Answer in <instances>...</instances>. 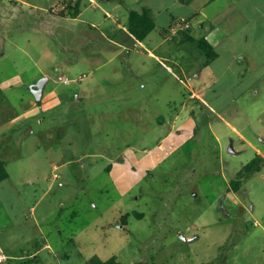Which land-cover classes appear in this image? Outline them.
Segmentation results:
<instances>
[{
    "label": "rangeland",
    "instance_id": "rangeland-1",
    "mask_svg": "<svg viewBox=\"0 0 264 264\" xmlns=\"http://www.w3.org/2000/svg\"><path fill=\"white\" fill-rule=\"evenodd\" d=\"M177 2L82 0L84 14L63 17V0H0L5 264H89L94 255L264 264V164L231 187L264 155V18L236 29L256 63L242 82L228 78L218 96L209 92L221 108L231 102L218 113L190 98L188 75L205 54L165 34L171 14L186 12ZM253 2L264 11V0ZM146 3L157 24L140 46L115 16L128 24ZM44 78L39 100L32 85Z\"/></svg>",
    "mask_w": 264,
    "mask_h": 264
},
{
    "label": "crops",
    "instance_id": "crops-1",
    "mask_svg": "<svg viewBox=\"0 0 264 264\" xmlns=\"http://www.w3.org/2000/svg\"><path fill=\"white\" fill-rule=\"evenodd\" d=\"M63 1L64 4L63 7H61V11L65 10V4H67V2H75L74 0ZM81 1L82 0H79V2ZM177 1L186 5V12L179 15L175 13L171 14L169 27L164 28L165 34L172 32V36L174 37L177 36V34H181L182 29H187L189 33L196 38H207L218 52L217 56L209 63H205L206 59L199 63L196 62L195 70L189 73L187 84L190 98L198 100L201 105L213 111L218 113L222 112V109L227 107L231 102L228 104L226 103V106L222 105L221 108L215 101H209L206 96L210 91H213L218 96L220 92L216 85L225 82L228 78H232L235 83L242 82L247 72L254 67L256 60L249 49L246 47H238L241 39L236 33V29L246 25L247 27H252V20L259 17L264 18V11H261L258 4L253 2V0H225L227 4L226 9L225 7H215L211 14L205 12L204 9L206 8V4L212 0H192L189 3H183L180 0ZM143 8L151 9V14L156 20L152 4L146 3L141 9ZM59 10L60 9L57 11ZM159 13H162V10H159ZM81 14H84L82 7L81 12L77 16ZM67 16L77 17L71 15L63 17ZM115 19L117 25L120 27L124 26V29L128 32L127 40H134L135 45L140 44L141 46V43L148 37L147 36L143 41L138 40L130 33L126 23L122 25L121 18L115 16ZM243 37L248 39L249 35H244ZM194 44L196 45V43ZM123 46L129 53L133 51V48L129 46ZM237 47L239 50L235 51ZM148 55L151 57L156 56L158 60L168 59L167 55H157L153 51H150ZM176 57V59H178V56ZM169 60L174 61L170 58ZM174 62L182 68L183 73H188L182 62ZM234 99L236 98L232 97V100ZM192 109H195L194 106H192Z\"/></svg>",
    "mask_w": 264,
    "mask_h": 264
},
{
    "label": "trees",
    "instance_id": "trees-1",
    "mask_svg": "<svg viewBox=\"0 0 264 264\" xmlns=\"http://www.w3.org/2000/svg\"><path fill=\"white\" fill-rule=\"evenodd\" d=\"M183 3H189L192 0H180ZM81 12V2L76 3L67 2L65 4V10L59 12L58 15L66 16H77ZM128 30L138 40L143 41L150 32L156 27V20L151 14V9H131L128 17ZM182 40L180 42H194L205 54V63H209L214 59L218 52L212 43L205 37L196 38L192 36L187 29H182L181 32ZM264 164V155L257 153V155L248 163H246L237 173V177L232 180L231 187L238 190L244 184V181L249 178L252 174L260 171ZM10 176L7 164L0 152V182L7 179ZM32 259L28 260L26 264H32ZM89 264H121L117 256H111L108 259H102L98 255H94L89 259Z\"/></svg>",
    "mask_w": 264,
    "mask_h": 264
},
{
    "label": "water",
    "instance_id": "water-1",
    "mask_svg": "<svg viewBox=\"0 0 264 264\" xmlns=\"http://www.w3.org/2000/svg\"><path fill=\"white\" fill-rule=\"evenodd\" d=\"M46 80H47V78H44V79L40 80V82H38L36 85H32V87H33L35 93L37 94V97L39 100L42 99L43 87H44Z\"/></svg>",
    "mask_w": 264,
    "mask_h": 264
},
{
    "label": "built area",
    "instance_id": "built-area-1",
    "mask_svg": "<svg viewBox=\"0 0 264 264\" xmlns=\"http://www.w3.org/2000/svg\"><path fill=\"white\" fill-rule=\"evenodd\" d=\"M10 255L7 251L0 245V264H5L10 259Z\"/></svg>",
    "mask_w": 264,
    "mask_h": 264
},
{
    "label": "flooded vegetation",
    "instance_id": "flooded-vegetation-1",
    "mask_svg": "<svg viewBox=\"0 0 264 264\" xmlns=\"http://www.w3.org/2000/svg\"><path fill=\"white\" fill-rule=\"evenodd\" d=\"M36 85V84H35Z\"/></svg>",
    "mask_w": 264,
    "mask_h": 264
}]
</instances>
